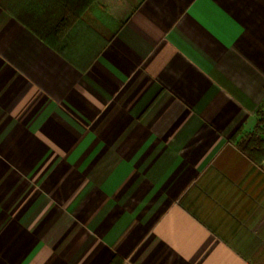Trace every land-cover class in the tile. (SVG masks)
Returning <instances> with one entry per match:
<instances>
[{
  "label": "crops",
  "instance_id": "crops-1",
  "mask_svg": "<svg viewBox=\"0 0 264 264\" xmlns=\"http://www.w3.org/2000/svg\"><path fill=\"white\" fill-rule=\"evenodd\" d=\"M52 1L0 5V264H264V0Z\"/></svg>",
  "mask_w": 264,
  "mask_h": 264
},
{
  "label": "trees",
  "instance_id": "trees-1",
  "mask_svg": "<svg viewBox=\"0 0 264 264\" xmlns=\"http://www.w3.org/2000/svg\"><path fill=\"white\" fill-rule=\"evenodd\" d=\"M52 4H54L53 8L50 9V10H56L57 5L56 3H59L62 7L65 5H67L65 3V0H54V2L52 1L51 2ZM0 5L3 6V8L5 10H7L8 12L10 13H14V15L22 18V19H25L29 16L28 12L27 11H21V14H18L17 13V7L20 8V5H19V2L18 0H0ZM63 7V8H64ZM16 13H15V11ZM64 9L62 10V15L61 17H59L60 19L58 20V24L60 22L63 21L64 18H68L71 16L70 13H68L66 17H63L64 15ZM71 18V17H70ZM257 115L259 116V120H258V124H257V128L258 130L257 133L255 134H251L249 136L246 137V139H244L242 142H241V146L247 151L249 152V154L251 155V157H253L254 159H256L257 161H261L263 158H264V106L261 108H259L257 110ZM260 127V128H259ZM263 135V136H261Z\"/></svg>",
  "mask_w": 264,
  "mask_h": 264
}]
</instances>
